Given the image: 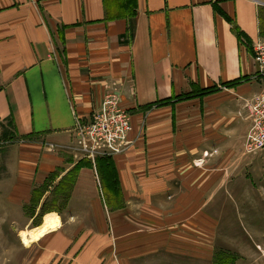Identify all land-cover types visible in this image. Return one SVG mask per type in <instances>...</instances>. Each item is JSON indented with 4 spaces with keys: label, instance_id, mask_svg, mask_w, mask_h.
<instances>
[{
    "label": "crops",
    "instance_id": "0c3cea01",
    "mask_svg": "<svg viewBox=\"0 0 264 264\" xmlns=\"http://www.w3.org/2000/svg\"><path fill=\"white\" fill-rule=\"evenodd\" d=\"M257 40L264 0H0V123L18 143L5 192L22 204L52 187L35 216L62 223L36 264H213L219 214L208 204L251 186L237 167L264 166V150L242 154L244 105L264 91ZM109 90L133 140L111 159L114 191L94 167L75 170L72 135Z\"/></svg>",
    "mask_w": 264,
    "mask_h": 264
},
{
    "label": "rangeland",
    "instance_id": "374dc122",
    "mask_svg": "<svg viewBox=\"0 0 264 264\" xmlns=\"http://www.w3.org/2000/svg\"><path fill=\"white\" fill-rule=\"evenodd\" d=\"M257 77L260 83L264 84V77L258 75ZM259 94L264 95V91ZM259 94L254 95L252 99L258 97ZM247 118L250 121V126L244 138L242 153L244 156L256 155L260 152H246V136L251 130L255 117H251V113L248 112ZM141 126L144 127V123ZM11 130V125L8 122L0 123V264H36V259L42 260L44 263L45 260L49 259V256L44 253V250L38 244L46 235L26 247L22 245L19 233L39 227L42 224L43 216L51 213L47 212L49 210L45 212L38 211V215L35 216L40 201L50 204L52 187L48 188L46 185H42L39 189L34 187L31 200L22 202V204L14 203L15 200L10 196V193L5 192L10 189L13 180L12 170L9 171L5 166L7 163H11L8 149L11 148L10 146L18 144ZM49 149H55V147ZM125 152L112 153L113 155L107 153L104 155L97 154L94 158H82L80 161H85V163L94 167L95 178L97 177V181L98 179L100 181L101 176L96 170V166H112L111 159L125 154ZM242 167H237V176L240 177L241 173L245 175L246 183L251 186L247 189L239 186L240 193H237V196L234 193L236 201L221 195L218 204H208L209 210L217 208L219 214L215 221L219 224L220 234L214 241L216 251H214L213 264H264V166H245L244 170L241 171ZM9 168L11 167L9 166ZM69 182L70 179L66 176L60 180V185L63 184L59 192L61 206L66 204L67 193H70ZM41 190L48 191L50 195H45L46 198H43L44 196L40 198V195H42ZM31 215L35 216L33 220ZM61 227L62 223L57 230ZM223 227L230 228L229 230L234 227L233 234L230 237L223 235L221 231ZM207 237L205 235V241Z\"/></svg>",
    "mask_w": 264,
    "mask_h": 264
},
{
    "label": "built area",
    "instance_id": "2783aa9c",
    "mask_svg": "<svg viewBox=\"0 0 264 264\" xmlns=\"http://www.w3.org/2000/svg\"><path fill=\"white\" fill-rule=\"evenodd\" d=\"M252 48L258 76L264 77V41H255ZM245 107L251 117H255L246 136L245 148L246 152L255 153L264 149V95L251 99ZM131 130L129 113L121 107L117 93L109 90L101 106L87 120L75 117L72 128L74 158L80 161L82 158H94L97 154L125 152L133 145L129 138ZM54 147L49 145L48 148Z\"/></svg>",
    "mask_w": 264,
    "mask_h": 264
},
{
    "label": "bare ground",
    "instance_id": "6f19581e",
    "mask_svg": "<svg viewBox=\"0 0 264 264\" xmlns=\"http://www.w3.org/2000/svg\"><path fill=\"white\" fill-rule=\"evenodd\" d=\"M60 227V218L55 213L43 216L42 224L39 227L32 228L19 233L22 245L28 247L32 243L40 240L45 234L55 231Z\"/></svg>",
    "mask_w": 264,
    "mask_h": 264
},
{
    "label": "trees",
    "instance_id": "16d2710c",
    "mask_svg": "<svg viewBox=\"0 0 264 264\" xmlns=\"http://www.w3.org/2000/svg\"><path fill=\"white\" fill-rule=\"evenodd\" d=\"M111 164H112V166H96V169L99 172L101 179L105 182L109 181V184L111 186V190L114 191V189H115V187H114L115 186L114 168H113V163H111ZM87 165H88V163L80 161L76 164L75 170H77L81 166H87Z\"/></svg>",
    "mask_w": 264,
    "mask_h": 264
}]
</instances>
